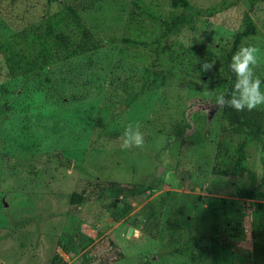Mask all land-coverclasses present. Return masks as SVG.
<instances>
[{"label":"rangeland","instance_id":"rangeland-1","mask_svg":"<svg viewBox=\"0 0 264 264\" xmlns=\"http://www.w3.org/2000/svg\"><path fill=\"white\" fill-rule=\"evenodd\" d=\"M64 1L82 6L102 48L18 77L0 54V264H252L253 224L263 215L264 137L250 150L253 181L213 173L221 111L216 77L201 65L215 63L249 13L260 34L241 45L259 48L255 72L264 80V0L253 7L227 0L215 16L199 19L196 31L174 36L187 57L181 78L169 77L131 104L144 68L120 54L133 0ZM93 1L94 9L84 8ZM145 1L159 13L171 10L167 0ZM190 1L208 8L224 0ZM0 5L3 40L38 21L47 0ZM130 123L140 126L142 147H122ZM97 181L134 186L71 204L74 192ZM234 183L252 186V194L241 195Z\"/></svg>","mask_w":264,"mask_h":264},{"label":"trees","instance_id":"trees-1","mask_svg":"<svg viewBox=\"0 0 264 264\" xmlns=\"http://www.w3.org/2000/svg\"><path fill=\"white\" fill-rule=\"evenodd\" d=\"M167 1L171 7L168 14L157 12L145 0L132 2L127 24L130 35L120 39L123 44L120 54L143 63L144 68L140 77V90L127 99V104L139 99L145 91L163 87L169 77L181 78V73L187 66V57L183 51L184 46L174 42V36L185 30L196 31L199 19L211 18L222 6H228L227 0H224L222 5L208 8L194 6L190 0ZM259 1L251 0L250 6L253 7ZM53 3H59L62 7L58 11H52ZM93 4L94 1L84 8L90 10ZM1 9H4L3 5H0V11ZM81 9L82 6L64 0H47L46 12L38 21L0 40V54L9 74L13 77L27 76L102 48L104 40L97 38L84 22ZM259 34L257 25L249 13H246L242 31L238 32L229 47L217 56L214 70L203 72L215 75V89L218 94L224 93L226 98L222 101L223 108H220V135L212 169L218 176L237 179L247 175L252 181L255 178L250 169L249 155L251 148L264 137V110L257 107L238 111L226 101L231 98L235 81V75L229 69L231 56L246 39ZM109 41L116 40L113 38ZM127 47L136 50L128 52ZM143 49L145 50L142 51ZM233 185L241 195L252 194V186L243 188L236 183ZM132 186L134 185L97 181L95 187L86 193L74 192L71 204L79 205L93 194L105 190L115 191L117 187ZM259 209L263 215L258 216L253 224V249L249 254L252 264H264V204H261ZM122 255L119 254V259Z\"/></svg>","mask_w":264,"mask_h":264},{"label":"clouds","instance_id":"clouds-1","mask_svg":"<svg viewBox=\"0 0 264 264\" xmlns=\"http://www.w3.org/2000/svg\"><path fill=\"white\" fill-rule=\"evenodd\" d=\"M259 48L253 44L241 45L231 56L229 69L235 75L234 88L231 98L226 102L238 111L252 110L258 106H264V80L255 72L260 55ZM215 63L205 61L201 65L203 72L210 71ZM225 94L220 93L215 97L216 106L223 108ZM123 148L142 147L144 145V134L140 126L129 124L123 132Z\"/></svg>","mask_w":264,"mask_h":264},{"label":"water","instance_id":"water-1","mask_svg":"<svg viewBox=\"0 0 264 264\" xmlns=\"http://www.w3.org/2000/svg\"><path fill=\"white\" fill-rule=\"evenodd\" d=\"M132 232H133V228H131V230H130V232H129V235H131V234H132Z\"/></svg>","mask_w":264,"mask_h":264}]
</instances>
